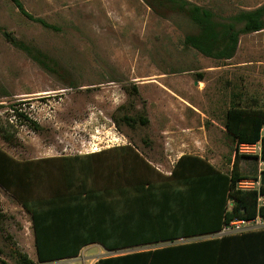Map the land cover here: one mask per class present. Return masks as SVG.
<instances>
[{
    "label": "rangeland",
    "instance_id": "rangeland-1",
    "mask_svg": "<svg viewBox=\"0 0 264 264\" xmlns=\"http://www.w3.org/2000/svg\"><path fill=\"white\" fill-rule=\"evenodd\" d=\"M20 1L51 27L24 16L11 0H0V120L14 136L12 142L0 136V148L19 161L60 157L55 163L62 168L51 162L34 190L53 195L68 173L78 179L80 156L123 142L139 144L154 164L165 142L186 143L167 152L210 151L218 167L231 171L238 149L225 116L233 104L264 108V30L242 35L236 55L218 60L186 44L199 31L187 16L162 17L143 0ZM188 1L218 19L264 4ZM6 35L45 55L50 70ZM14 109L30 121L12 117ZM126 112L136 119L132 125L121 121ZM258 171L255 159L238 160L243 177ZM18 253L37 260L32 215L0 187V264H18Z\"/></svg>",
    "mask_w": 264,
    "mask_h": 264
},
{
    "label": "crops",
    "instance_id": "crops-1",
    "mask_svg": "<svg viewBox=\"0 0 264 264\" xmlns=\"http://www.w3.org/2000/svg\"><path fill=\"white\" fill-rule=\"evenodd\" d=\"M184 146L190 145L165 142L157 164L134 142L80 156L78 180L63 182L61 192L47 196L46 212L50 227L62 232L55 234L61 240L56 244L82 248L77 256L53 262H40L36 256L34 264H104L156 246L214 239L213 168L231 171L218 167L210 151L167 152ZM48 158L58 162L60 157ZM227 237L221 252L208 257L212 264H264V229Z\"/></svg>",
    "mask_w": 264,
    "mask_h": 264
},
{
    "label": "trees",
    "instance_id": "trees-1",
    "mask_svg": "<svg viewBox=\"0 0 264 264\" xmlns=\"http://www.w3.org/2000/svg\"><path fill=\"white\" fill-rule=\"evenodd\" d=\"M11 1L27 18L40 22L45 27H51L45 21L36 19L30 15L20 0ZM143 1L149 8L162 17H165L170 12H177L187 16L198 27L199 31L198 34L187 36L186 44L201 54L218 60H230L236 55L242 35L258 33L264 30V4L252 10L241 11L237 15L226 19H218L212 10L188 0ZM10 41L15 46L27 51L43 68L50 70L51 66L45 55L22 45L16 39L11 38ZM134 90L137 92V88H134ZM121 108L124 109V107ZM13 112L12 117L17 118L19 116L30 121L27 116L20 114L16 109ZM113 120L118 126V121L116 119ZM140 120L143 124H147L148 122L146 119ZM121 121L127 125H132V123L136 122V119L126 112L122 116ZM263 127L264 108H247L240 104H233L226 112L225 128L228 136L237 146V149L240 145H254L261 140V159L264 161V136L261 133ZM0 136L6 142H12L14 138L13 135L4 129L1 120ZM244 156L258 161V157L256 156L240 155L236 151L230 173H222L216 167L213 168L215 179L212 209L215 227L210 233H218L225 224H229L235 219L251 220L256 218L257 215L264 218V206L259 207L258 205V196L264 195V170L260 172V178L258 176L250 178L260 180V188L258 190L240 189L239 182L248 178L243 177L238 172V160ZM55 161L48 159L19 161L0 148V187L16 197L26 211L32 215L37 257L43 263L77 256L82 248V246L71 244H56V242L61 240H58V238L55 239L54 236L55 234L60 236L62 232H56L50 227L48 222L49 215L46 212L47 197L34 190L35 186L40 182L39 179L44 169L51 166V162L52 164H56L54 168H62V165L55 163ZM72 175L70 173L67 174L65 179L66 183L78 180L73 179ZM58 192H61L60 189H58ZM208 208H210V205H208ZM67 234H70V232ZM226 238L229 237L224 236L195 243L157 247L150 250L133 252L127 257L111 259L103 261V263L212 264V260H208V257L221 252V247ZM64 241L72 240L67 238ZM105 248L114 250L121 247L106 245ZM16 260L18 264H34L33 260L27 254L18 253ZM1 264L8 263L2 262Z\"/></svg>",
    "mask_w": 264,
    "mask_h": 264
},
{
    "label": "built area",
    "instance_id": "built-area-1",
    "mask_svg": "<svg viewBox=\"0 0 264 264\" xmlns=\"http://www.w3.org/2000/svg\"><path fill=\"white\" fill-rule=\"evenodd\" d=\"M261 133L262 136H264V127ZM238 151L240 153H247L250 156L258 157V165H259L258 178H260V172L264 170L263 168L264 161L261 159L262 141L260 140L254 145H244V144L240 145L238 147ZM239 188L243 190H258L260 188V180L259 179L254 180L250 178L243 179L239 182ZM258 205L259 207L264 206V195L258 196ZM263 229H264V218L261 217L260 215H257L256 218L251 220L235 219L231 221L229 224H225L221 229V231H219L215 235H212L211 237L221 238L224 236L238 235L244 232L258 231Z\"/></svg>",
    "mask_w": 264,
    "mask_h": 264
}]
</instances>
